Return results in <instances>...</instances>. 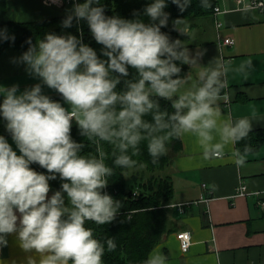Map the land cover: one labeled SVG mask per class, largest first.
Returning <instances> with one entry per match:
<instances>
[{"label":"clouds","instance_id":"clouds-1","mask_svg":"<svg viewBox=\"0 0 264 264\" xmlns=\"http://www.w3.org/2000/svg\"><path fill=\"white\" fill-rule=\"evenodd\" d=\"M171 3L185 11L179 0ZM72 4L63 27H70L74 19L86 21L103 46L102 56L75 35L46 34L35 45L29 39L32 46L14 60L25 64L28 73L57 92L64 103L44 94L41 84L23 92L17 85L0 86V117L18 150L0 135V245L7 246L6 237L16 234L20 248L37 254L39 264H104L106 252L117 247L113 238L105 247L87 226L116 219L121 203L104 191L113 169L105 164L103 151L98 156L81 154L83 145L72 138L73 121L88 141L118 149L115 165L121 169L136 165L126 153L131 148L133 156L139 155L141 141H147L154 164L167 155L166 144L189 135L201 146L204 158L213 159L246 139L253 128L248 117L220 122L215 105L226 85L215 69L201 71L202 86L172 101L173 113L161 111L151 98L172 100L184 83L173 78L181 71L174 61L189 62L181 42L171 41L161 31L170 15L164 11L166 0L147 4L144 15L149 23L107 16L100 0H72ZM210 7V0L203 4L204 9ZM9 40L14 42V35L0 29V43ZM130 68L136 77L125 80V89L117 91ZM149 114L153 122L144 119ZM217 135L219 141L213 143ZM250 151L249 146L243 154L233 150L236 163L243 165ZM57 178L61 190L49 197V181ZM28 264L36 262L29 257ZM141 264L168 262L163 252L152 250Z\"/></svg>","mask_w":264,"mask_h":264},{"label":"crops","instance_id":"crops-1","mask_svg":"<svg viewBox=\"0 0 264 264\" xmlns=\"http://www.w3.org/2000/svg\"><path fill=\"white\" fill-rule=\"evenodd\" d=\"M236 1L219 2L223 10L232 9L219 15V28L213 16L192 18L183 26L189 71L172 99L195 91L203 84L201 71L215 69L226 85L220 89L221 98L215 105L221 113L220 122L231 118L235 123L248 117L252 131L264 133V11L235 10ZM72 7H47L42 0H0V20H50ZM228 37L234 39L233 45L224 44ZM22 55L14 49L0 54V86L17 85L23 92L41 84L44 94L62 103L60 95L30 75L25 64L14 62ZM2 99L0 96V102ZM5 123L0 117V135L18 152ZM180 140V150L173 152L164 175L171 177L174 185L171 205L184 204L183 211L170 206L172 232L164 235L153 250L163 252L168 264H264V145L238 165L233 155L236 144L226 147L221 158L205 159L194 137ZM218 141L217 135L213 143ZM242 184L247 186L248 195L236 196ZM54 193L51 190L49 197ZM182 232L192 234L193 244L186 253L177 237ZM6 239L7 246L0 245V264H28L29 257L39 264L37 254L20 248L16 234Z\"/></svg>","mask_w":264,"mask_h":264},{"label":"trees","instance_id":"trees-1","mask_svg":"<svg viewBox=\"0 0 264 264\" xmlns=\"http://www.w3.org/2000/svg\"><path fill=\"white\" fill-rule=\"evenodd\" d=\"M83 2V0H79ZM152 0H100L107 16H118L124 19H141L145 23L150 20L144 15V9ZM168 6L164 9L169 13V19L166 27L161 31L167 34L171 41L179 40L181 49H186L184 36L182 34L183 26L192 18L213 16L214 9L218 2L210 0L211 7L203 8V4L208 0H179L180 4L185 5V11L181 12L177 4L166 0ZM138 14V15H135ZM67 13L60 17L50 20L35 21L29 23L3 22L0 20V29L6 28L9 35H14L15 40L0 43V54H4L9 49L26 52L29 47L35 45L38 40L44 39L46 34L75 35L82 42L92 47L98 56H102V45L98 44L93 38L86 21L77 22L75 19L70 27H63L62 21ZM182 23L177 24V20ZM31 39L32 45L27 41ZM181 69L178 76L184 80L188 71V63L181 60L174 61ZM136 77L134 69H129V76L121 78L117 85V91L125 89V80H132ZM157 101L161 111L173 113L172 100H166L160 97L152 96ZM62 100V98L60 97ZM63 101V100H62ZM148 122L152 121L149 114L144 117ZM72 138L77 143L83 145L82 155H99L100 151L105 154V164L113 169V175L108 177V186L104 189L114 200L121 203L116 219L111 224L97 226L89 223L94 235L101 242L105 243L108 238H113L116 242V250L107 253L104 256V264H141V261L147 258V255L158 244H160L164 235L172 232L173 226L170 219V205L173 204L174 185L171 177L164 175L165 169L171 164L173 152H178L181 147L180 139H173L166 144L168 148L167 155L159 156L158 162L153 163L152 157L148 153L147 141H141L139 145V155L133 156L130 148L127 155L136 161V165L131 169H121L115 165V159L120 152L113 145L106 142L93 143L86 137L81 136L80 129L73 123ZM264 145L263 131H252L249 136L236 143L237 150L244 153L245 146H249L251 151L247 154L258 152ZM37 171L44 172V169L38 165H32ZM51 190L54 192L61 190V181L59 178L49 181ZM136 193V195H135Z\"/></svg>","mask_w":264,"mask_h":264},{"label":"built area","instance_id":"built-area-1","mask_svg":"<svg viewBox=\"0 0 264 264\" xmlns=\"http://www.w3.org/2000/svg\"><path fill=\"white\" fill-rule=\"evenodd\" d=\"M218 4L216 5L213 13V18L215 19L216 26L219 28L221 26V23L219 22V15L223 13H228L232 11V9H222L219 5V2L221 0H216ZM43 4L47 7H57L64 9L66 7L73 6L72 0H42ZM235 10H262L264 11V0H237L236 1V8ZM58 35V34H57ZM63 36H67L66 34H61ZM224 44L226 45H233L234 39L231 37H228L224 40ZM75 123V121H73ZM136 195V193H135ZM248 195V189L247 186L242 184L238 187L236 191V196H245ZM264 206V203H262ZM171 207L179 208L180 211H183L184 204H177V205H170ZM178 239L180 240L181 249L184 253L188 252L190 247L192 246V234L190 232H182L177 235Z\"/></svg>","mask_w":264,"mask_h":264},{"label":"rangeland","instance_id":"rangeland-1","mask_svg":"<svg viewBox=\"0 0 264 264\" xmlns=\"http://www.w3.org/2000/svg\"><path fill=\"white\" fill-rule=\"evenodd\" d=\"M64 102L62 101V104H63Z\"/></svg>","mask_w":264,"mask_h":264}]
</instances>
